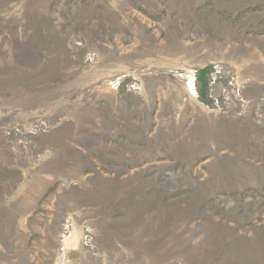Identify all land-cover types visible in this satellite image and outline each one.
<instances>
[{
  "label": "rangeland",
  "instance_id": "1",
  "mask_svg": "<svg viewBox=\"0 0 264 264\" xmlns=\"http://www.w3.org/2000/svg\"><path fill=\"white\" fill-rule=\"evenodd\" d=\"M0 264H264V0H0Z\"/></svg>",
  "mask_w": 264,
  "mask_h": 264
},
{
  "label": "built area",
  "instance_id": "2",
  "mask_svg": "<svg viewBox=\"0 0 264 264\" xmlns=\"http://www.w3.org/2000/svg\"><path fill=\"white\" fill-rule=\"evenodd\" d=\"M215 69H216V67H215ZM215 69H214V70H215Z\"/></svg>",
  "mask_w": 264,
  "mask_h": 264
}]
</instances>
